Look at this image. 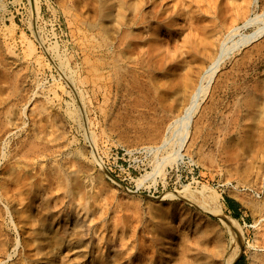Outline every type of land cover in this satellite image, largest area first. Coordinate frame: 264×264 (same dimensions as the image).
Wrapping results in <instances>:
<instances>
[{"label":"rangeland","instance_id":"1","mask_svg":"<svg viewBox=\"0 0 264 264\" xmlns=\"http://www.w3.org/2000/svg\"><path fill=\"white\" fill-rule=\"evenodd\" d=\"M263 24L264 0H0V264H264V34L171 128Z\"/></svg>","mask_w":264,"mask_h":264},{"label":"bare ground","instance_id":"2","mask_svg":"<svg viewBox=\"0 0 264 264\" xmlns=\"http://www.w3.org/2000/svg\"><path fill=\"white\" fill-rule=\"evenodd\" d=\"M251 20H249L247 22L253 23V21H251ZM263 34H264V24L260 28L255 29L252 33L242 37L240 40H237V41L231 43L230 45L226 44L225 42H223L220 45L219 52L217 55V59L211 64L210 68L205 72L204 84H200L197 87V89L195 90L194 94L192 95V98L195 97V101H192V102L190 101V104L188 105L187 108H185L181 118L179 120H177L176 122H174L173 126L171 127L173 129V131L171 130L172 134H174V137H175V135L177 137L176 142H177L178 148H180L182 144L186 143V138L189 135V123H190L195 111L197 110L200 102L202 101V99L204 98V96L206 95V93L208 91V85H209L212 77L214 76V74L217 70L218 62L226 56L228 51H230L233 48L238 47L240 45L247 44L250 41L257 39L258 37H260ZM98 61H99V59H98ZM116 61L118 64L115 66L117 68V73H118L119 78L124 73L135 72L134 69L142 68V60H140V56L122 55L121 59L116 60ZM119 78H117V80ZM103 87L105 90H107L110 87V85L107 86V84H103ZM179 156H180V153L177 150L175 152V155H173V159H176ZM211 200H213V199H211ZM216 206L217 205L214 204V208H213L214 210L216 209ZM214 210H213V212H214ZM234 257H230V258L226 259L225 261H222L221 264H230ZM211 261L213 264H215L214 263L215 261L218 262V257L216 254L212 255V259L209 262L202 261V256L201 255L197 256L195 254L191 257L190 261L187 264H211L210 263Z\"/></svg>","mask_w":264,"mask_h":264},{"label":"built area","instance_id":"3","mask_svg":"<svg viewBox=\"0 0 264 264\" xmlns=\"http://www.w3.org/2000/svg\"><path fill=\"white\" fill-rule=\"evenodd\" d=\"M38 14L40 16V20L43 21L45 24V14L47 16L52 17V21L50 22V26L52 29V33L56 36H65V32L63 30L62 24L60 22V19L58 15L56 14V10L54 9V6L52 4L46 5L43 4V7H39ZM35 42L38 43V41L35 39Z\"/></svg>","mask_w":264,"mask_h":264},{"label":"trees","instance_id":"4","mask_svg":"<svg viewBox=\"0 0 264 264\" xmlns=\"http://www.w3.org/2000/svg\"><path fill=\"white\" fill-rule=\"evenodd\" d=\"M223 203L224 205L227 207V209H229L231 211V214L234 218H237L238 217V214L235 210V208L233 207V203L234 201L226 196L223 197ZM240 258H238V260H240Z\"/></svg>","mask_w":264,"mask_h":264},{"label":"crops","instance_id":"5","mask_svg":"<svg viewBox=\"0 0 264 264\" xmlns=\"http://www.w3.org/2000/svg\"><path fill=\"white\" fill-rule=\"evenodd\" d=\"M242 258L240 260H236L233 264H241Z\"/></svg>","mask_w":264,"mask_h":264},{"label":"water","instance_id":"6","mask_svg":"<svg viewBox=\"0 0 264 264\" xmlns=\"http://www.w3.org/2000/svg\"><path fill=\"white\" fill-rule=\"evenodd\" d=\"M233 263H234V261L231 264H233Z\"/></svg>","mask_w":264,"mask_h":264}]
</instances>
